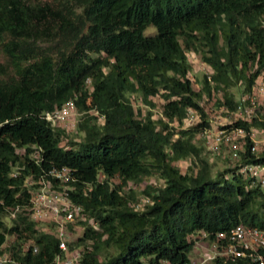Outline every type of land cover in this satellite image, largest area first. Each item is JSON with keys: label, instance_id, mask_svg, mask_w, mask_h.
<instances>
[{"label": "trees", "instance_id": "16d2710c", "mask_svg": "<svg viewBox=\"0 0 264 264\" xmlns=\"http://www.w3.org/2000/svg\"><path fill=\"white\" fill-rule=\"evenodd\" d=\"M0 50V245L12 238L6 264H51L59 253L52 230L26 208L40 180L62 188L46 173L63 166L75 178L70 198L87 218L68 242L84 248L80 264H191L199 231L264 228V189L235 168L213 175L196 142L211 126L203 103L218 94L214 104L233 110V88L249 91L264 69V0H0ZM192 51L210 69L198 89L189 77ZM157 95L163 104L155 118ZM69 99L82 113L78 142L45 118ZM189 110L197 121L185 126ZM186 159L191 166L182 171ZM152 176L161 184L133 187ZM138 195L151 198L141 210L133 206Z\"/></svg>", "mask_w": 264, "mask_h": 264}, {"label": "built area", "instance_id": "2783aa9c", "mask_svg": "<svg viewBox=\"0 0 264 264\" xmlns=\"http://www.w3.org/2000/svg\"><path fill=\"white\" fill-rule=\"evenodd\" d=\"M203 64L207 66L204 62ZM206 75L209 78V73ZM86 88L89 92L92 90L90 79L86 80ZM236 99V107L231 111L226 106H220L219 111L224 114V123L214 129L210 126L201 130L197 137L202 140L209 154L220 156L227 162L228 167L235 168L236 173L253 179L264 189V162L247 161L249 158H264V126L252 124L253 121L264 122V69L250 90L240 92ZM76 109L75 102L69 99L54 111L46 113L45 118L53 127L63 124L61 129L67 134L68 131L76 132ZM92 113L97 114L96 111ZM193 113L195 114L193 110H189L185 122L193 118ZM100 120L102 122V116L99 117ZM236 121L247 122L249 126L246 128L243 125H235ZM246 150L250 157L242 159L241 153ZM46 174L62 188H53L52 183L40 180V185L32 193L26 210L32 221L42 226L47 225L45 229L50 228L58 240L59 253L51 264H80L84 248L82 245L72 248L68 246V242L76 240L82 234L79 222L87 220L83 207L73 202L68 193L71 189L69 184L75 181V178L66 166L50 169ZM150 202L149 196L138 195L133 206L135 210H141ZM18 211L20 208L15 207L9 214L10 218H15ZM88 223L95 227L93 220L89 219ZM11 240V237H7L0 245V264L12 262ZM192 240L191 264H215L216 261L219 264H227L238 260L246 264H264V228L240 223L229 231L215 232L211 236L206 231H199L192 235ZM28 245L25 243L23 247ZM32 251L36 253L38 248L32 245Z\"/></svg>", "mask_w": 264, "mask_h": 264}, {"label": "rangeland", "instance_id": "374dc122", "mask_svg": "<svg viewBox=\"0 0 264 264\" xmlns=\"http://www.w3.org/2000/svg\"><path fill=\"white\" fill-rule=\"evenodd\" d=\"M152 32H154L153 27H150L146 30V33H152ZM4 59H5V57L0 50V64L5 62ZM188 60L191 64V71H190L189 77L192 79L193 87L198 89L201 85L203 76L206 75V73H210V69L203 64L199 55L193 51L188 53ZM233 91H234L235 96L237 98L240 91L236 90V88H233ZM217 97H218V94H214V97L211 101H206L203 103L206 111L208 112L209 118H210L211 129H214V128L218 127L219 124L224 123V114H222L219 111V108L214 104V100ZM153 100L155 102L156 107L152 111L154 113V117L156 118V117L160 116V114H161L160 110H161V106L163 104V99L160 95H157L153 98ZM132 101H133V105L135 108L140 107L142 109V111L146 110V108H147L146 105L140 104L137 100H135L133 98V96H132ZM75 113L77 114V116L75 118L78 121V119L80 118V116L82 114H80V112H78L77 109H76ZM192 116H193V118H191L185 122V124H184L185 126L193 124L194 122L197 121V114L193 113ZM100 122H101V120H100ZM56 125L59 128H62V126H63V124H56ZM67 135H68V138H70L72 141L78 142L81 139L82 133H78V132L76 133V132L68 131ZM64 142H66V140ZM196 142L204 147L202 140L199 139L198 137L196 138ZM204 154L207 156V158L211 162H213L212 163V165H213L212 166V174L213 175L217 171H221L224 168L228 167L227 162L225 160H223V158H221L220 156L214 155V154H209L205 147H204ZM179 165H180V169L182 171H185L188 168V166H191V161L189 159H186V160L180 162ZM146 183L152 184V186H157V185L161 184V179H159L157 176H152V177H149L146 180H144L138 186H133V185L132 186L136 189V191H139V190H142V188L144 187V185ZM109 252L114 253V249H109ZM101 259H103V257H101Z\"/></svg>", "mask_w": 264, "mask_h": 264}]
</instances>
